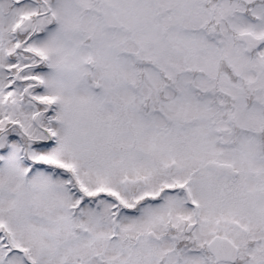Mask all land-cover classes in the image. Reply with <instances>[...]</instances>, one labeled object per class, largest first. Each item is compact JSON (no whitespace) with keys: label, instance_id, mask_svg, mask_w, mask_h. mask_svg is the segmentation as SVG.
I'll use <instances>...</instances> for the list:
<instances>
[{"label":"snow or ice","instance_id":"1","mask_svg":"<svg viewBox=\"0 0 264 264\" xmlns=\"http://www.w3.org/2000/svg\"><path fill=\"white\" fill-rule=\"evenodd\" d=\"M0 264H264V0H0Z\"/></svg>","mask_w":264,"mask_h":264}]
</instances>
